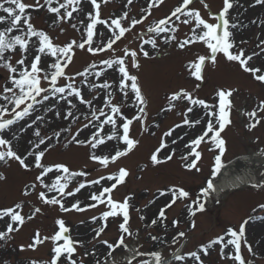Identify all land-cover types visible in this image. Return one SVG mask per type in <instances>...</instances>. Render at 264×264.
<instances>
[{
	"label": "rangeland",
	"instance_id": "obj_1",
	"mask_svg": "<svg viewBox=\"0 0 264 264\" xmlns=\"http://www.w3.org/2000/svg\"><path fill=\"white\" fill-rule=\"evenodd\" d=\"M23 2L33 4L34 0H23ZM43 2L44 0H40V3ZM98 2L101 3V18H115L126 11L129 13V19H131L142 18L148 15L147 6L150 0H133L130 5L127 3V0H109L107 4H103L102 0H98ZM180 2L181 0H165L164 4L158 8H153L151 15L148 16V19L143 24L137 25L131 33L126 34L121 41H118L114 45L116 54H122V49L125 47L138 49L139 45L143 43V40L140 39L141 36L144 39L153 38L154 34L148 33L147 28L158 19L169 15L171 10L178 6ZM205 2L209 5V9H205L200 0H193L191 7L200 10L202 16L213 22L211 17L208 16V12L211 10L213 14L218 13V10L222 8L223 0H205ZM233 2L234 7L230 10V14L234 18V22H238V25L244 27V31L239 36H236L235 32H240V28L238 27L233 30L235 41L239 47L245 50L246 55L252 54L253 51L260 53L253 58L250 66L264 69V53H261L260 48L257 47L260 41L264 40V23H261V21H264V4H256L255 0H238V3L233 0ZM81 7L84 11L74 13V18L71 21H59L54 13L47 11L46 7H33L28 9L27 12L30 13L31 22L37 29L47 32L54 43L63 45L73 39L80 41L84 25L79 23V21H86L85 13L92 10L90 0H82ZM142 9L144 11H141ZM61 11L63 12L64 10L62 9ZM73 23L77 24V28L80 31L71 27ZM127 23L128 21H125V24ZM176 24L179 25L177 32L162 33L159 37H155L158 45L156 49H153L150 44H145L144 48L149 52V56L144 57L140 53L138 55L140 67L138 69H131V73L138 76L143 93L148 100L147 111L149 117L147 123L150 131L142 132L141 125L134 122L130 134L132 137L139 139L140 144L129 155L120 158L114 164H110L108 168H103L97 162L89 159L91 151L89 147L79 145L64 147V144L70 139L71 134H74L77 128H81L83 123L86 122L81 113L90 117V109L86 105H80L73 98L70 99H73V103L79 109V111L76 109H73V111L76 115H81L79 121L73 123L71 118L68 120L61 118L70 106L64 101L57 103L56 98H50L49 101L45 102L44 107L37 105L36 111L33 112L31 117H27L23 122L15 125L16 128L13 126L11 133H4L3 135L11 139L12 133H15L18 139L13 140L14 149L24 152L25 150L32 149V145L28 141L30 139L32 141L36 140V137L33 135V129L37 125L41 129L42 135L48 136L53 135L54 131L71 127L72 132L62 133L60 142H56L55 140L51 142L52 146L46 152L43 162L46 165L65 163L70 169L75 171H83L85 169L96 171L95 168L98 166L100 170L95 173V177L87 179L76 178L70 184V189L82 180H91L99 176L116 173L121 167L126 168L130 175L126 178L127 181L124 185L114 191L113 198L121 201L126 196L130 197V229L133 235L126 237L125 242L135 241L136 244L140 245L141 253L159 251L166 261L171 259V264H195L194 261L188 258L185 261H175L173 256L183 246L184 249L181 254H186L189 251L200 252L201 245H206L217 236L224 235L226 229L229 227L238 229L243 221L249 217H253L245 226L246 239L252 245L253 252L249 253L247 247L242 245V255L251 264H264V234H254L252 230L258 224L264 222V220L258 219L259 216L264 217V209L259 207V205L264 204V188H255L253 185L245 186L242 189L223 194L218 200L209 197L211 202L207 203L206 201L205 211L197 213L195 217L187 214L186 205L190 203L189 200H177L176 204L166 209V220L158 222L154 226H149L151 220L157 218L159 209L170 202L171 193L168 189L183 187L189 191L193 199L200 194V189L206 186V181L210 178L214 157L218 154V149H215L214 145H211L210 142H202L197 149L202 154L201 159L197 162L201 171L196 172L194 169L191 171L186 169L184 167L186 161L182 160L181 156L186 155L189 151L185 147V144L202 132L204 127L203 110L194 109V112L189 114L192 119L198 117L202 119V123L195 126L184 125L182 123V113L187 107L186 101L176 102L177 108L172 111H162V109L167 108L168 101L166 98L172 92L180 88L191 91L194 89L195 84L199 83L188 74L185 66L189 60L193 59L196 55L204 54L206 51L202 43L191 45L183 50L176 47L178 40H183L187 35H190L189 26L183 25L179 21H176ZM98 33L99 35L94 37L96 43H100L106 35L110 34L103 26H98ZM166 35H176L177 41L165 43ZM242 41L243 43H241ZM110 55V53L105 52L94 56L91 53L77 49L74 60L69 68L66 69V72L70 75H75L77 72L83 71L92 62L98 65L96 70H99V68L105 67L100 63L101 60L110 58ZM16 58L18 56L13 57L14 60ZM218 60L219 62L215 67L210 63L206 65L205 79L200 89L196 90L195 95L206 99L209 103H213L216 100L215 93L218 89L230 88L236 90L230 98L233 103L230 116L232 123L221 133L222 138L226 141V151L222 157L225 165L224 168H229L236 161L246 159L249 156H257L258 158L261 156V161L264 162V121L255 128H249L248 125L253 121L247 116L248 112L257 108L260 101L264 100V84L256 81L250 73L243 72L237 63L226 61L222 55L218 57ZM90 71L93 70L90 69ZM258 74H264V72ZM7 76V71L0 68V92H2V86L7 83ZM118 77V72L108 69L106 75L102 76L99 80L93 76H89V80L94 83H100L107 78L109 83L113 84L114 102H118L122 98V94L115 92V88L117 87L115 82L118 80ZM81 79L82 77H75L76 86L82 89V94L86 99L95 98V105L102 107V101L106 96V92L99 89H89L86 85L80 83ZM59 83L64 84L66 81L62 79ZM4 103L6 102L0 99V104ZM125 103L127 106L124 108V111L129 113V115L137 111L132 105L131 100ZM52 105H55L52 111H47L46 109ZM57 111L61 113V117L55 115ZM36 115H43L44 120L38 121L37 125H33L32 129L28 128L27 125L31 123V120ZM260 115L264 116V113H260ZM177 123H180L181 127L175 130L172 137L166 138L169 149L160 154V157L163 158L172 149H175L173 159L160 165H152L150 155L155 147L158 146L163 132L174 127ZM156 124H159L158 128L155 127ZM21 127L24 128L23 131L20 130ZM108 127L106 126V131ZM92 131L91 127L85 129L79 138L84 139L90 136ZM152 133H155V135H152ZM173 139L177 141L176 144L171 143ZM44 147V145L41 146V148ZM114 147H122V145L117 141H111L106 146L95 151L101 155L108 154ZM29 159L31 160V158ZM255 165V180L257 184L264 181V175H262L264 174V163L256 162ZM248 166L250 167L251 165ZM38 172L39 170L34 167L31 170H24L15 161L0 162V173L5 177V179L0 180V208L13 206L16 202H23L22 214L30 215L34 207H41V214L50 216H41L45 219V222L36 216L31 221L26 220L25 224L16 232L17 237L15 236L16 234L11 233L10 239L0 241V264H30L32 260L40 262L48 261L52 247L51 242L39 245L33 251L27 245L32 242L37 230H39L41 236L53 234L57 230L55 220L58 218H63L66 221V225L70 227L71 235L75 239L84 242V247L78 248L75 258L78 260L83 259L84 264H95V260L100 259L103 264L110 257H107L108 249L101 241L108 240L109 242H114L118 239L120 235L118 225L121 219L109 218L105 232L100 237L94 239V230L98 229L103 221L98 219L96 223H93L91 217L98 216L106 210L104 205H99L97 208L86 212L71 211L64 213L60 211L59 206L43 205L38 200V193L41 191V189L38 190L39 185L34 192L28 187L27 190L32 194L27 197L23 196L26 186H30L35 182V176ZM107 184L108 181L101 183L103 186ZM101 185L83 190V193L75 198L71 197L68 199L66 197L65 206L71 205L75 202V199H79L82 206L89 203L87 200L89 194L98 191ZM161 191L165 192L164 196L160 195ZM135 192L140 194L130 195ZM142 216L144 219H141ZM173 220L179 221V224L175 227L172 223ZM193 220L196 224L195 228L191 227ZM43 222L47 225L42 229ZM3 227L4 222L0 220V229H3ZM180 231L185 232L186 235L179 237L178 232ZM153 236L157 237V239L153 240L151 238ZM174 237L177 239L176 243L172 242ZM21 245L25 246L23 251H21ZM86 250L89 252L94 250L96 255L85 257L84 252ZM124 252L123 248L117 249L112 255L113 259H119V255ZM150 257L148 255L141 256L137 264H143L145 260L150 262ZM202 259L204 260V264H233L230 260L221 259L219 246L215 245L209 250L208 255L202 256ZM116 262L119 261L117 260Z\"/></svg>",
	"mask_w": 264,
	"mask_h": 264
},
{
	"label": "snow or ice",
	"instance_id": "obj_2",
	"mask_svg": "<svg viewBox=\"0 0 264 264\" xmlns=\"http://www.w3.org/2000/svg\"><path fill=\"white\" fill-rule=\"evenodd\" d=\"M132 2L133 0H127L129 5ZM164 2L165 0H150L147 6L148 15L142 18L129 19V13L125 11L118 17L103 19L101 18V3L98 0H90L92 10L85 13L86 21H79V23L84 25L80 41L73 39L63 45H59L54 43L47 32L34 26L31 22V15L27 10L33 7H46L47 11L54 13L59 21H71L74 18V13L84 11L81 7L82 0H44L43 3H40V0H34L33 4L25 3L23 0H0V68L5 69L8 73L7 83L2 86V92H0V99L6 102L0 104V162L15 161L24 170H31L33 167L38 169L39 172L35 176V182L30 186H26L23 196L27 197L32 194L27 190L28 187L34 192L39 185L42 190L38 193V200L43 205L59 206L60 211L64 213L73 210L85 212L89 209H95L99 205H104L106 210L100 213L99 217H91L93 223H96L98 219L103 221L98 229L94 230V239L105 232L109 218H120L121 222L118 225L120 235L118 239L115 242L101 241L108 249L107 257H111L117 249L123 248L127 250L126 237L133 235L130 229V197L126 196L122 201H118L112 195L118 185L126 182V178L130 175L129 171L121 167L116 173L100 176L98 179L82 180L70 189V184L76 178L86 177L87 173L82 170H72L65 163L46 165L43 161L46 152L52 146L51 142L53 140L59 142L62 133L72 132L71 127L54 131L51 136L42 135L37 122L43 121L44 116L36 115L31 120V123L27 125L30 129L33 128V125H37L33 129V135L36 140L32 141L30 139L28 143L32 145V149L24 152L14 149L13 140L18 139L15 133H12L11 139L6 138L3 134L5 132L11 133L12 126L17 121L24 120L25 117H31L33 112L36 111L37 105L44 107L46 101H49L50 98H56L57 103L64 101L70 106L62 117L59 111L55 112L57 117L65 120L71 118L74 123L79 121L81 115H83L86 121L81 128H77L76 132L71 134L64 147L67 148L69 145L89 147L92 150L90 151L89 159L97 162L103 168H108L110 164H114L120 158L129 155L140 144V140L130 134L134 122L141 125L142 132L150 131L147 123L149 117L147 111L148 100L143 93L138 76L132 74L131 69L140 67L138 60L140 53L144 57L149 56V52L145 50L144 45L150 44L153 49H156L158 45L155 37H159L162 33L177 32L179 25L176 24V21H179L181 24L190 27V35L178 41L176 35H166L165 43L177 41L176 47L181 50L191 45L202 43L206 51L204 54L196 55L185 66L188 74L199 83H196L191 91L180 88L172 92L166 98L168 101L167 108L162 109V111H172L177 108L176 102L186 101L187 107L182 113V123L195 126L200 125L202 119L199 117L192 119L189 114L193 113L194 109L203 110L204 127L202 132L185 144L189 151L186 155L181 156V159L186 161L184 165L186 169L189 171L194 169L196 172L201 171L197 162L201 159L202 154L197 151V148L202 142H210L215 149H218V154L214 157L210 178L207 179L206 186L200 189V194L193 199L189 191L183 187L168 189L171 193L170 202L159 209L157 218L152 219L149 226H154L158 222L166 220V209L176 204L177 200L190 201L186 205V211L189 216L195 217L197 213H203L206 208V198L216 190L213 181L225 166L222 157L226 151V141L222 138L221 133L232 123L230 116L233 103L230 98L236 91L230 88L218 89L215 93L216 100L213 103L196 96V90L200 89L205 79L206 65L210 63L215 67L219 62L218 57L222 55L226 61L237 63L243 72L250 73L256 81L262 84H264V74L258 73L264 72V69L250 66L253 58L260 53L253 51L252 54L246 55L245 50L239 47L235 41L233 30L237 29L239 25L238 22H234V18L230 14V10L234 7L233 0H223L222 8L216 14L209 10L208 16L211 17L213 22L202 16L200 10L191 7L193 0H181L178 6L171 10L169 15L158 19L147 28L148 33L154 34L153 38L144 39L141 36L140 39L143 40V43L139 45L138 49L125 47L122 49V54H116L114 45L121 41L126 34L131 33L137 25L143 24L148 19V16L151 15V10L158 8ZM235 2L238 3V0H235ZM102 3L107 4L109 0H102ZM200 3L205 9H209V5L205 0H200ZM255 3L264 4V0H255ZM62 9L64 10L63 12L61 11ZM141 11L144 10L142 9ZM125 21H128V23L125 24ZM253 23L255 22L253 21ZM261 23H264V21H261ZM98 26H103L110 33L100 43H96L94 40V37L99 35ZM71 27L80 31L75 23L71 24ZM257 47L260 48L261 53H264V40L260 41ZM77 49L91 53L94 56L105 52L111 55L110 58L101 60L100 63L105 67L99 68V70H96L98 65L92 62L83 71L70 75L66 72V69L72 64ZM14 56H18V58L14 60ZM90 69L93 71H90ZM108 69H113L119 73L118 80L115 82L117 84L115 92L122 94V98L118 102H114L113 84L109 83L107 78L100 83H94L89 80V76L99 80L106 75ZM76 76L82 77L80 83L86 85L89 89H99L106 92L102 107L95 105V98H85L82 94V89L76 86ZM62 79L66 83L60 84L59 82ZM70 98L77 100L80 105H86L90 109V117L84 113L76 115L73 109L77 111L79 109L73 103V99ZM129 100L137 109L131 115L124 111L127 106L125 102ZM53 107L55 105L48 107L46 110L52 111ZM260 113H264V100L260 101L257 108L247 113L249 119L253 121L248 125L249 128H255L264 121V116L260 115ZM106 126H109L107 131L105 130ZM90 127L93 129L90 136L80 139L81 133ZM155 127L158 128L159 124H156ZM180 127L181 124L177 123L174 127L163 132L158 146L155 147L150 155L152 165H160L173 159L175 149H172L163 158L160 157V154L169 149L166 138L172 137L175 130ZM20 130L23 131L24 128L21 127ZM152 135H155V133H152ZM111 141H117L122 147H114L108 154H97L95 150L106 146ZM176 142L175 139L171 141L172 144H176ZM42 145L45 147L41 148ZM210 150L212 149L210 148ZM3 179L5 177L0 173V180ZM102 180L112 181V183L110 186L105 187L101 185ZM93 185H101V188L89 194L88 200L91 203L82 206L80 200L75 199V202L70 207L65 206L66 197L75 198L82 189ZM253 187L264 188V181L254 184ZM160 195L164 196L165 192L161 191ZM23 207V202H16L13 206L0 208V220L4 222L3 229H0V241L10 239L11 233L19 231L26 220L31 221L36 214L42 211L41 207H34L30 215H25L22 214ZM259 207L264 209V204L259 205ZM141 219H144V217L142 216ZM252 219L253 217H249L243 221L238 229L227 228L224 235L217 236L206 245H201L200 252L189 251L186 254H177L174 256V260L185 261L188 258L194 261L195 264H204L202 256L208 255L209 250L215 245L219 246L221 259L230 260L233 264H251L242 255V245L247 247L249 253L253 252L252 245L248 243L245 232V226ZM258 219L264 220V217H258ZM172 223L175 227L179 224V221L173 220ZM55 224L57 230L53 234L41 236V233L37 230L32 242L27 245L29 249L35 250L37 246L51 242L50 259L43 262L32 260L30 264H84L83 259L78 260L75 258L78 248L84 247V242L75 239L71 235V229L66 225V221L63 218L56 219ZM191 227H196L194 220L191 222ZM185 235L186 233L183 231L178 232L179 237H184ZM151 238L153 240L157 239L155 236ZM172 242H177L176 237L173 238ZM23 250L24 246L21 245V251ZM95 255L94 250L91 252L86 250L84 252L85 257ZM144 255L153 257L154 264H167V261L159 251L148 253L135 251L127 264H133L137 256ZM95 264H102V262L100 259H96ZM143 264H150V262L145 260Z\"/></svg>",
	"mask_w": 264,
	"mask_h": 264
},
{
	"label": "bare ground",
	"instance_id": "obj_3",
	"mask_svg": "<svg viewBox=\"0 0 264 264\" xmlns=\"http://www.w3.org/2000/svg\"><path fill=\"white\" fill-rule=\"evenodd\" d=\"M238 27L240 28V32L236 31V36H239V34L244 31V27L241 25ZM256 162L263 163L260 158H257V156H249L246 159L236 161L229 168H223L221 173L213 181L216 189L210 194L214 196L213 199L218 200V198H220L225 193H230L234 190L242 189L245 186L247 187L256 184ZM248 165L251 166L249 167ZM248 168H250L249 171ZM252 230L254 234H264V222L258 224L256 228Z\"/></svg>",
	"mask_w": 264,
	"mask_h": 264
}]
</instances>
